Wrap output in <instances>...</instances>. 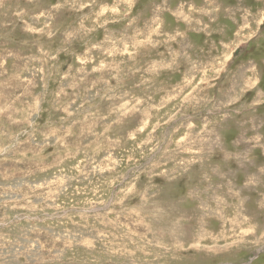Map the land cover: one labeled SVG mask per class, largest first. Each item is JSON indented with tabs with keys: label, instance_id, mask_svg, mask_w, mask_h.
<instances>
[{
	"label": "rangeland",
	"instance_id": "obj_1",
	"mask_svg": "<svg viewBox=\"0 0 264 264\" xmlns=\"http://www.w3.org/2000/svg\"><path fill=\"white\" fill-rule=\"evenodd\" d=\"M0 264H264V0H0Z\"/></svg>",
	"mask_w": 264,
	"mask_h": 264
}]
</instances>
